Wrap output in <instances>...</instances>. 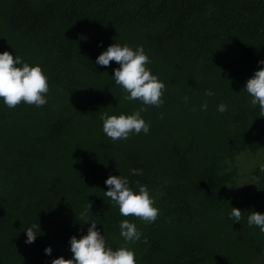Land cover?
<instances>
[{
    "label": "trees",
    "instance_id": "16d2710c",
    "mask_svg": "<svg viewBox=\"0 0 264 264\" xmlns=\"http://www.w3.org/2000/svg\"><path fill=\"white\" fill-rule=\"evenodd\" d=\"M115 42L142 44L166 89L164 104L142 113L150 132L113 142L101 114L142 106L123 99L115 61L95 63ZM3 51L40 64L50 92L40 108L0 103V264L70 259V238L90 226L80 217L88 202L113 249L125 246L120 221L136 224L143 235L127 246L137 264H264V233L247 223L251 211L264 214V113L244 91L264 67V0H0ZM246 154L260 162L238 189ZM120 174L136 191L137 181L148 186L160 207L154 223L121 216L104 195ZM36 222L41 232L27 244Z\"/></svg>",
    "mask_w": 264,
    "mask_h": 264
},
{
    "label": "clouds",
    "instance_id": "9594fccd",
    "mask_svg": "<svg viewBox=\"0 0 264 264\" xmlns=\"http://www.w3.org/2000/svg\"><path fill=\"white\" fill-rule=\"evenodd\" d=\"M100 47H103L101 42ZM115 61L118 67L113 69L111 76L115 85L119 86L126 101H139L141 107L131 114L121 113L119 115H109L107 112L101 114L102 131L113 142L128 140L132 135H139L141 132L148 134L150 124L142 116L148 111L147 106L160 107L164 104L163 94L166 85L159 77L153 74L148 67L151 59L146 53L144 46L135 47L128 44L113 43L106 50L102 51L96 58V65L110 66ZM258 65H264V60H259ZM244 91L250 96V104L258 107L264 113V67H259L252 77L247 79ZM49 77L44 72L40 64H30L16 52H0V103L8 108H15L21 103L34 105L37 108L43 107L49 101ZM205 95L215 96L212 89H206ZM188 102L189 97H183ZM200 109L206 111L208 103L205 101L200 105ZM217 111L224 113L228 111V105L219 103ZM264 172V166L259 169ZM142 169H130V174L140 175ZM138 191L131 186L128 176L110 175L105 180L108 190L104 195L110 198L113 206H118L119 213L123 217L135 216L146 224H152L160 215V207L151 196L147 185L139 184ZM91 203H87L80 213L81 219L89 224L87 234H82L80 238L73 235L70 240V252L72 257L65 259L63 256L55 258L51 264H137L135 250L127 245L140 240L143 233L138 230L136 224L128 219H123L119 223L120 235L125 241V246L113 249L107 243L104 233L97 227L98 223L89 218ZM242 211L231 207L228 214L229 219L235 224L240 223ZM249 227L255 226L264 233V214L251 211L247 217ZM27 244L36 241L41 230L39 224L28 227L25 231ZM52 247H45L44 253L51 256Z\"/></svg>",
    "mask_w": 264,
    "mask_h": 264
},
{
    "label": "rangeland",
    "instance_id": "374dc122",
    "mask_svg": "<svg viewBox=\"0 0 264 264\" xmlns=\"http://www.w3.org/2000/svg\"><path fill=\"white\" fill-rule=\"evenodd\" d=\"M257 158L258 159H256V157L252 155L246 154L238 159L237 162L240 165L241 174L245 176V178L241 180V186H239L238 189H241L253 182V177L249 175L251 174V170H252L251 167L254 164V162L257 163L260 162V158L258 156Z\"/></svg>",
    "mask_w": 264,
    "mask_h": 264
}]
</instances>
